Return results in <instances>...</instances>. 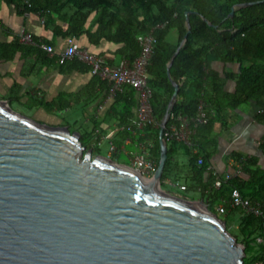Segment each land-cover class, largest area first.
<instances>
[{"label":"water","instance_id":"obj_1","mask_svg":"<svg viewBox=\"0 0 264 264\" xmlns=\"http://www.w3.org/2000/svg\"><path fill=\"white\" fill-rule=\"evenodd\" d=\"M260 1L236 3L229 15ZM190 12L167 64L174 90L160 119L152 183L128 164L93 154L77 130L0 98V264H246L244 245L203 197L161 183L164 130L179 93L170 67L191 31Z\"/></svg>","mask_w":264,"mask_h":264},{"label":"crops","instance_id":"obj_2","mask_svg":"<svg viewBox=\"0 0 264 264\" xmlns=\"http://www.w3.org/2000/svg\"><path fill=\"white\" fill-rule=\"evenodd\" d=\"M19 5L0 0V97L9 98L11 104L17 102L27 106L30 112H40V119H47L50 124L67 125L71 130H77L83 143L84 135L89 137L95 134V129L99 127L106 136L103 141L111 140L120 148L133 146L130 140H126L129 134L125 131L130 122L127 125L122 123L120 115L128 111L126 106L131 100L134 101L132 109L136 110V90L125 86L117 99L114 96L106 100L109 84L95 76L86 63L78 59L58 62V54L66 47L71 36L81 47L102 55L109 63H115L124 56V52H129L126 43L113 38L115 27L111 28L110 36L98 29L96 19L100 8L90 11L85 23L80 26L84 31L70 35L66 32L70 29L72 15L77 8L72 1H63L59 9L51 12L50 20L40 10H30L24 14ZM22 27L32 32L35 40L51 43L54 53L49 54L34 43L21 42L18 34ZM17 39L22 44L15 46L13 42H17ZM166 39L176 43L177 29L170 28ZM212 67L219 73L220 79L217 81V91L212 84L207 85L206 92L203 90L210 119L199 128L193 146L178 143L168 153L172 165L171 178L166 180L168 182L195 184L193 166L196 158L204 153L212 166L211 170L206 171V177L214 176V172L221 174L232 170L240 163L237 156L244 161L251 159L249 165L253 171H264V120L260 118L257 99L251 97L234 106L229 103L231 94L236 90V77L227 73L237 74L240 64L216 60L212 62ZM177 81V101L190 98L194 75L185 73ZM58 112H83L84 119L80 127H72L69 119ZM141 137L154 143L150 130H145ZM87 145L91 148L92 142L89 141ZM176 174L179 179H175ZM241 176L245 181L253 179L250 173L244 171ZM252 182L256 190L260 184H264V180L261 183ZM197 191L195 198L203 197L208 202L206 193H201L199 189Z\"/></svg>","mask_w":264,"mask_h":264},{"label":"trees","instance_id":"obj_3","mask_svg":"<svg viewBox=\"0 0 264 264\" xmlns=\"http://www.w3.org/2000/svg\"><path fill=\"white\" fill-rule=\"evenodd\" d=\"M5 1L17 5L22 2V0ZM63 1L65 0H32V5L29 8L30 10H40L50 20L52 18L51 12L59 9L63 5ZM69 1L76 4L77 8L72 15L70 29L66 33L71 35L73 32L84 31L83 28L80 29V26L85 23L90 11L100 8L96 19L99 23L98 29L110 36L111 28L115 27V32L112 36L126 43L129 52H124L123 55L129 58H134L141 50L138 35L152 31L154 46L147 66V73L149 84L153 89L151 103L158 122H160L166 111L168 101L174 90V86L168 77L167 64L187 30L185 19L187 10H191V31L188 34L186 43L175 56L170 70L176 80H179L185 73H192L194 82L190 89L191 97L185 100H178L172 109V113L182 112L193 115L196 111L200 94L203 90L204 92L207 91V85L212 84L213 89L215 91L218 90L217 81L220 79V75L212 67V62L216 60L224 62L236 61L240 64V71L237 74L233 72L227 73L231 77H236V90L231 94L229 103L234 106L240 101L254 97L260 105V118L264 120V0L239 7L232 16L229 15L232 5L250 0ZM202 15L207 17L212 23L217 24V26L210 24ZM170 28H176L178 31L176 43L166 39ZM14 42L13 45L15 46L22 44L18 39L17 42ZM35 46L39 47L37 44ZM119 94V92L116 93V99ZM203 97L205 98V94ZM133 105L134 101L131 100L126 106L128 111L122 112L120 115L121 122L126 125L131 122L135 115V111L132 109ZM171 121L172 118H169L167 128ZM205 123L197 127L193 135V141L199 128ZM147 130H150L153 134L154 144L151 147V155L158 163L159 127L149 125ZM125 132L130 135L128 130ZM178 143L188 147V145L180 141L169 140L168 153ZM201 156L203 157V162L201 164L198 163V158H196L193 166L196 174V183L193 185L184 183L186 185L185 190L199 189L201 193H206V198L210 203L209 207L214 211L217 210L219 202H224L227 206V211L223 214L232 216L234 213H240L243 216L241 223L246 231L245 248L246 251L252 253V264H256L258 261H262V264H264V242H256V236L264 234V215L244 213L239 208L229 207L228 203L231 190L235 186L240 189L242 194L249 196L252 200H264V184H260L259 189L256 190L252 182L255 180L257 183H261L264 180V171H253L249 165L251 159L244 161L241 156H237L242 164V171L250 173L253 179L245 181L240 173L232 180L224 182L222 186L216 188L213 185L214 176H205L206 171H209V157L205 153ZM169 158H167L161 176V180L165 182H167L168 178H171L172 165ZM175 179H179L177 174Z\"/></svg>","mask_w":264,"mask_h":264},{"label":"built area","instance_id":"obj_4","mask_svg":"<svg viewBox=\"0 0 264 264\" xmlns=\"http://www.w3.org/2000/svg\"><path fill=\"white\" fill-rule=\"evenodd\" d=\"M32 0H22L20 10L24 14L30 12ZM1 24V20H0ZM18 38L24 43H35L49 54L54 53V46L44 40H35L32 32L22 27L19 31ZM138 40L141 45V50L134 58L121 56L115 63H109L105 58L97 53L91 52L86 48L81 47L76 40L71 36L68 38L66 47L58 54V62L65 63L69 60L78 59L86 63L91 72L98 78L106 81L109 84L105 99L113 98L117 92L124 90L125 86H130L137 92V107L135 115L130 124L127 126L130 132L126 140H130L135 147L136 151L133 154L132 168L138 170L142 175L148 176L154 173L157 162L151 155V147L153 142L150 140L142 139L141 134L147 130V127H159L158 122L151 103L153 89L148 81L147 66L153 53L154 36L152 31L144 32L138 35ZM101 107L102 104H99ZM169 118L172 121L169 127L165 128L164 135L167 140H177L188 146H193V135L197 127L208 120V112L205 106L203 91L198 99L197 108L193 115L184 114L182 112L172 113ZM112 133L109 134V136ZM92 147L101 145L106 136L103 135L101 128L95 129V134L91 136ZM109 153L117 150L118 146L109 141ZM203 162V157H198V163ZM208 169H212L209 164ZM242 171V164L237 163L232 170L225 171L221 174L214 172V187L222 186L224 182L232 180L235 176L239 175ZM176 184L180 189L185 190L186 185L179 182H170ZM191 198V197H188ZM229 207L239 208L244 213H253L255 215H264V200H252L249 196L241 193L238 187H233L231 190L230 198L228 200ZM217 211L225 213L227 206L224 202H220L217 206ZM256 242H264V234L256 236ZM256 264H262L258 261Z\"/></svg>","mask_w":264,"mask_h":264},{"label":"rangeland","instance_id":"obj_5","mask_svg":"<svg viewBox=\"0 0 264 264\" xmlns=\"http://www.w3.org/2000/svg\"><path fill=\"white\" fill-rule=\"evenodd\" d=\"M2 98V97H0ZM5 99V98H2ZM10 106L13 107L15 110L26 114L28 116H32L37 120L49 123L50 122L47 119H40V117L42 116V114L40 112H30L27 108V106H24L22 104H19L17 102H12V104L9 102ZM29 111V112H28ZM60 114H63L65 117H67L69 119V121L73 126L76 127H80V124L82 123L83 112H58ZM57 113V114H58ZM59 114V115H60ZM41 115V116H40ZM77 120V122H76ZM76 122V124H75ZM91 137L88 135H84L83 137V141L86 145L87 148H90L89 145H87L89 143V141H91L92 139H90ZM93 149V154H103V155H108L120 162H123L125 164H128L130 166H133V159H134V153L136 151L134 146H130V148H120L118 147L117 150L112 151L109 153V143L107 141H103L101 145L95 146L92 148ZM152 174L148 175V176H152ZM162 187L167 190L170 191L174 194L177 195H181V196H186V197H191V198H195L196 196H198V191L197 190H183L180 189L176 184H172L170 182H165L162 181ZM174 183V181H173ZM220 217H222L226 223V227L228 228V230L236 237L237 241L239 243H241L242 245H244V250H245V254H244V262L246 264H252L253 263V256L252 253L249 251H246L245 248V229L243 228L242 225V218L243 216L240 213H234L232 216H226L225 214L219 212V211H215Z\"/></svg>","mask_w":264,"mask_h":264},{"label":"bare ground","instance_id":"obj_6","mask_svg":"<svg viewBox=\"0 0 264 264\" xmlns=\"http://www.w3.org/2000/svg\"><path fill=\"white\" fill-rule=\"evenodd\" d=\"M132 168V167H131ZM134 169V168H133ZM136 170V169H135ZM142 175V174H141ZM148 182H150V183H152V179H151V177H147V176H144V175H142Z\"/></svg>","mask_w":264,"mask_h":264}]
</instances>
